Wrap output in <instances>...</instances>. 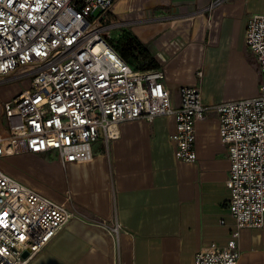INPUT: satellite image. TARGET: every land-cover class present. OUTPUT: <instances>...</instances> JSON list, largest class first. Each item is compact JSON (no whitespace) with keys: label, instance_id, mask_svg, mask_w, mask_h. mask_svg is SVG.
<instances>
[{"label":"crops","instance_id":"1","mask_svg":"<svg viewBox=\"0 0 264 264\" xmlns=\"http://www.w3.org/2000/svg\"><path fill=\"white\" fill-rule=\"evenodd\" d=\"M207 2L117 0L112 11L122 22L118 31L163 71L174 105L184 85L199 87L206 106L258 93V66L244 30L252 14H264V0H227L210 13H195ZM5 129L3 117L0 133ZM174 132V117L158 115L121 122L118 136L106 142L101 135L85 162L62 164L53 153L8 156L0 170L54 201L67 200L74 212L29 264H193L200 248L224 245L235 220L217 112L208 108L195 124L193 162L175 158ZM99 219L120 224L116 249L94 224ZM238 245V264H264V226L241 228Z\"/></svg>","mask_w":264,"mask_h":264},{"label":"built area","instance_id":"2","mask_svg":"<svg viewBox=\"0 0 264 264\" xmlns=\"http://www.w3.org/2000/svg\"><path fill=\"white\" fill-rule=\"evenodd\" d=\"M227 0H208L210 13ZM117 0H0V85L28 79L3 103L0 157L55 154L62 164L92 158V145L118 136L121 122L173 116L175 158L196 159L195 124L208 108L218 115L227 147L225 185L235 229L224 245L197 250L193 264H238L239 231L264 226V14H252L244 41L255 56L258 93L206 106L197 86H181L174 105L159 68L135 69L109 41L122 22L112 18ZM74 215L0 170V264H29ZM118 247L120 224L95 220Z\"/></svg>","mask_w":264,"mask_h":264},{"label":"rangeland","instance_id":"3","mask_svg":"<svg viewBox=\"0 0 264 264\" xmlns=\"http://www.w3.org/2000/svg\"><path fill=\"white\" fill-rule=\"evenodd\" d=\"M127 38V35L124 34L122 31H118V29L114 30L111 32V34L109 35V41L111 42V44H113V46H115L117 49L120 46V44H122V42L120 41L121 39H125ZM137 60L135 59H130L129 61L131 62V64L133 66H136V63L140 62V58L138 57ZM29 84V80L25 79V80H21L18 82H11V83H5V84H1L0 85V118L2 120L3 116H2V105L3 103H5L6 101H4L5 99H10L14 96V93L18 92L19 90H21L22 88L28 86ZM4 125V124H2ZM37 155V154H35ZM9 163L8 160V156L7 157H0V168L5 167L7 164Z\"/></svg>","mask_w":264,"mask_h":264},{"label":"trees","instance_id":"4","mask_svg":"<svg viewBox=\"0 0 264 264\" xmlns=\"http://www.w3.org/2000/svg\"><path fill=\"white\" fill-rule=\"evenodd\" d=\"M122 44L118 47V49L114 46V48L118 51V53L135 69H147V68H153V66L149 65V60H144L143 56V49L139 44L136 43V41L131 38L130 36H127L125 39L120 40ZM113 45V44H112ZM141 58L139 63H136V66H133L130 59H135L138 61L137 58Z\"/></svg>","mask_w":264,"mask_h":264}]
</instances>
